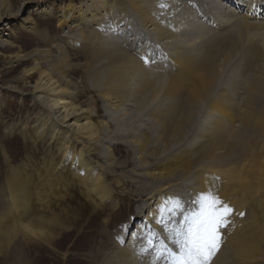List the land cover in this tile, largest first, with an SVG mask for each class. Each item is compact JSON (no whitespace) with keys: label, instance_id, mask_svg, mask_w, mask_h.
I'll return each instance as SVG.
<instances>
[{"label":"rangeland","instance_id":"obj_1","mask_svg":"<svg viewBox=\"0 0 264 264\" xmlns=\"http://www.w3.org/2000/svg\"><path fill=\"white\" fill-rule=\"evenodd\" d=\"M228 1L0 0V7L5 9L0 20V217L6 219V225H27L21 222L23 211L14 210L7 182L19 177L22 186L26 185L24 181H30L27 193L23 189L27 203L19 208L28 210L32 218L50 220L38 235L28 233L22 226L15 238L7 237L8 243L0 244V264H131L117 260L116 252L136 244L146 247L151 230L160 239L165 238L162 226L155 229L152 221L165 201L178 198L186 209L193 207L191 202L199 192L196 172L170 179L159 203L153 196L157 182L149 177V172H157L168 161L171 172L177 174L176 167L198 155L201 136L213 129L218 120L225 127L221 144L228 138L232 140L236 129L243 132L240 124H248L245 129L253 130L248 119H244L245 123L240 120L244 116L247 81L256 75L264 79V7L260 8L262 20L245 22L251 25L243 24L244 13L237 14L235 9L234 17L225 22V3L234 7ZM131 2L141 4L149 19L140 17ZM162 3L167 6L161 8ZM95 7V15H87ZM185 20L189 23L185 24L187 28L184 25L186 29H177ZM151 21L176 28L178 37L168 39V43L161 40L150 26ZM88 32L94 35L95 44L82 39V33ZM221 37L228 38L229 43L217 48L214 55L211 66L216 76L212 92L197 102L193 119L183 130L181 127L180 135L175 127L183 119L186 95L180 93L171 101L163 88L167 76L177 73L174 53L186 50L187 54L200 57ZM176 43L182 48H176ZM102 48L119 50L125 58L116 65ZM146 56L152 57L151 63H144ZM135 61L139 66H135ZM51 63H61L63 73L52 71ZM128 64L133 68L128 69ZM137 69L142 71L138 73ZM40 71L51 72L52 79L67 88L70 104L87 112L96 125L94 138L76 139L83 146L86 160L103 175L107 197L92 195L83 177L77 174L79 171H72V149L67 154L59 138H49L50 120L31 97ZM103 92L119 96L121 104L114 108ZM223 92L229 116L233 113L234 120L225 119L216 110L212 112L209 106L210 100ZM33 123L49 129L37 132L30 127ZM217 131L220 133L221 128ZM165 135L166 147L162 143ZM138 138H145V148H138ZM236 153L231 151L223 157L234 168L239 165ZM222 164L217 162L213 177L222 170ZM207 165V160L199 162V166ZM207 187L216 191L218 184L214 179ZM179 219L178 214L176 220ZM4 225L1 221L0 226ZM151 239V249L137 252L139 261L144 264V259H152L156 264H169L163 253L157 255V236ZM165 243L174 250L170 241Z\"/></svg>","mask_w":264,"mask_h":264},{"label":"bare ground","instance_id":"obj_2","mask_svg":"<svg viewBox=\"0 0 264 264\" xmlns=\"http://www.w3.org/2000/svg\"><path fill=\"white\" fill-rule=\"evenodd\" d=\"M99 1L101 0H97V2ZM176 1H178L179 3L181 0H176ZM218 1H224V0H218ZM212 3H214V1ZM228 3L233 5L234 7L231 8L229 7V5L225 3L224 13H223L225 15L224 17H226L225 22L229 21L231 17H234L235 15L234 12L236 11L237 14L244 13L243 16L241 17L242 18L241 22H244L243 24L245 25L252 24L250 22L245 23L246 21L252 20L256 22L258 20L264 19L261 17L262 15H260L261 13L260 8L264 7V0H229ZM132 4H133L132 7L134 6L136 8V11L141 14L139 15L140 17L144 18V20L145 18H148L146 17V11L143 10L141 4L139 3H132ZM253 5H255V7H253ZM4 10H5L4 7H0V20L4 18ZM95 13H96V7L93 8L91 12L88 13L87 15L94 16ZM187 20H185L186 23L184 21H180L181 23L179 26H177V29H180L182 26L184 27V25L188 23ZM152 23L153 24L150 23V26L153 27L154 32L156 33V35L159 36V38H161V40H166L167 42V40L170 38L172 39L174 37L175 38L178 37L175 31L176 28L172 29L166 27L165 26L166 24L164 22H163L164 25L161 23L160 24L157 23V21L156 22L154 21ZM185 27L187 28V25H185ZM81 37L85 41V43L91 42L95 44V42L93 41L94 35H92L90 32L82 33ZM224 37H221L216 44L210 43L211 45H209L203 51L202 56L197 58H195V56L187 54L186 50H180L178 52L174 51L175 53L173 57V62L175 64L177 73L170 74L169 76H167L168 80L166 82L165 87L163 88L165 89L164 90L165 97H167L171 101L172 99L177 98L180 95V93H185L184 95H186V100L183 105L184 114L181 111L183 119L181 118L182 119L181 120L179 118L181 120L180 124L182 125L179 128L180 124L177 123L178 128L175 127L177 129V132L176 131L175 132L178 134H180L179 132L181 131V127L183 130L184 125L188 126L187 124H189L193 119L194 108L196 107L197 102L203 100L204 96L212 92V88L215 84L216 75L214 76L213 66H211V64L213 63L214 60L213 58L215 53L217 52V48L226 45V43H229L228 38H224ZM175 47L181 49L182 45L176 43ZM99 48H101V46ZM103 49L104 48H102V51H104L106 57L112 63L114 62L116 64L118 63L117 62L118 60L125 58L124 57L125 55L121 54L120 52L118 53L119 50L115 52V50L112 49L111 50L108 49L103 50ZM107 62L109 63V61ZM262 63L264 62H261V65ZM60 64H55V63L52 64L51 67L52 71L53 70L58 71L59 74L63 73ZM129 66L128 69L133 68L132 67L133 65H131V67ZM135 66H139L138 63L136 65V61H135ZM117 67H115V69ZM137 71H139L138 73H140V71L142 70L137 69ZM27 73L29 72L27 71L26 74ZM138 73H137V78L139 75ZM134 74L135 73L133 72V75ZM51 76H52L51 72L40 71L39 79L35 84V86L33 87L34 93L31 95L32 101L35 104H38L42 108V111L46 115L45 117L50 120V122L48 123L51 124L48 126L50 129L48 127H45V125L38 126L35 123H33V125H31L30 127L36 129L37 132H44L45 130L47 131L49 129L48 132H50L49 134L50 139L54 137L59 138V140H61V142L63 143V149L64 151L66 150V152L67 150L70 151L72 149V151H70L71 153L67 152V154L69 153L70 155L69 158L73 160L74 162L73 164L75 165V168H73L74 170L72 171H79L77 172V174L83 177L84 185L87 186L89 190H91V192H93L92 195H98L105 198L107 197L108 194H107L106 184L103 183V175L100 173V170L97 169L98 168L97 166L96 167L93 166L89 161L86 160L85 157L86 155L84 156L83 146H81V144L76 139L77 137L89 141L92 138H94L97 134L96 125L91 123L92 121H90V119L88 118L89 114L87 112H85L84 114L83 110L77 109L76 106L74 107L70 104L68 97L66 95L68 91L67 88L61 87L56 80L52 79ZM141 80H142L141 83L144 85V81H143L144 79L141 78ZM245 88H246L244 93L245 96L243 100L244 116L240 121H242V123H245L244 119L245 118L248 119L249 122L253 124L252 125L253 130L245 129L248 124H240L241 128L243 129V132L239 133V131L236 129L235 131H233V135L231 136L232 140L228 138L226 142H224V144H221V142L224 139L221 136L224 133L223 130H225V127H222V125H224L221 124L222 120L220 122L218 120V122L215 123V127L217 129L221 128L222 133L220 131L221 133L220 134L217 131V129L215 131V127L210 131L206 130V133L201 136L203 137L201 138L203 140L198 148L199 150L198 151L199 153H197L198 155L192 158L193 161L189 160L188 162L180 165L179 167H176L175 171L178 172L177 174H173L171 172L173 168H170L169 165L170 162L168 161L162 164L160 167L163 168L157 169V172H149L150 175L149 177L152 178L153 181L157 182L153 190L154 191L153 196L155 198L154 200L155 202L160 201V197H162L163 194H166L165 191L168 189V185L171 183V181L169 180L173 179L177 175H188V173L191 174L192 172L193 173L196 172L195 173L197 176L196 186L197 189L199 190V192L197 190L198 193L209 190V187L207 186L212 185V181L214 179L216 180L218 187L214 192H216L222 200L229 203L233 207L234 214L231 217L230 226L222 230L224 237L223 244L218 254L214 257L212 264H264V79L262 78V76L259 77L256 75V77H253L247 81ZM225 94L226 93L223 92L216 99L210 100L209 106L212 112L216 110V112L217 111L219 112V115L223 114V117H225V119L231 121L234 120L235 116H233V113L231 114V112L229 116V112H228L229 106L226 105L224 102L227 99ZM112 95H108V93L103 94V96L106 99H109L110 105L116 108L117 106H119V104H121L120 102L121 100L120 98H118L119 96L115 97L116 96L115 95L114 97H112ZM164 119L166 120V118H163V120ZM167 119L169 121V117ZM165 122L167 123V121ZM165 122H162L164 126L166 124ZM171 123L172 121L170 122V124ZM174 125L171 128H174ZM167 132L168 131H166L165 134ZM182 134L184 135V133ZM163 137L164 138H162V143L163 145L165 144L166 147V143L168 141L167 136L165 135ZM168 137L170 144L171 142L170 136ZM144 139L145 138L137 139L135 143L137 145L140 144L138 148L144 147V145L147 142L144 141ZM219 141L221 142L219 143ZM231 151L237 152L236 161L237 163H239V165H237V167L235 168L231 166L232 163L225 161L223 158L228 152L230 153ZM201 160L202 161L207 160L208 165L204 167L199 166V162L200 164L202 162ZM221 161L223 162L222 170L220 168L219 170L221 171L217 172L216 177H213L214 175L212 176V174L214 173L215 170L214 167L216 168L217 162H221ZM242 169H244V171H241ZM261 177L262 179L260 180ZM7 182L9 184L10 196L12 200L11 202L14 201L15 203V204L12 203L15 205V208L14 207L13 208L14 210L21 209L20 211H23L21 222H26L27 225H24V223H22L23 225L16 223H14L13 225H6V219L0 217V223L2 221V223L5 224L4 226H0L1 245L5 244L8 238L10 237L15 238L18 232H20V230L22 229V226L23 228H26L28 233L33 235H38V233H40L44 227H48V224H50L48 223L50 220H45L46 218L38 219V216H33L32 218L31 214L28 213V210L25 212L24 209H22L21 207L19 208V206H22L23 204L27 203L26 195H23V189H26V193H27V189L30 184L29 180L24 181V183L26 182V185H24L25 187L22 186L23 183L19 177L15 178L14 180L11 177ZM92 195L90 197H93ZM241 212L245 213V215L242 217L239 215V213ZM155 218H157V214L153 216V220H152L154 224L153 227L157 229L160 228V225H158L155 222ZM29 224H31V226ZM57 225H59V223H57ZM29 236L30 235L28 234L26 237ZM45 237L47 238V236ZM141 249H144V251H141ZM149 249L151 248L148 245H146V247L145 246L141 247L140 244L138 245L136 244V246L133 245L132 247L129 246L124 250L120 248V250L117 251L116 249L117 251L116 258L117 260L125 261V263L130 262L131 264H136V263L143 264L141 263L142 261L141 262L139 261L137 252L144 253ZM144 264H156V262L153 261L152 259L151 261L144 259Z\"/></svg>","mask_w":264,"mask_h":264},{"label":"snow or ice","instance_id":"obj_3","mask_svg":"<svg viewBox=\"0 0 264 264\" xmlns=\"http://www.w3.org/2000/svg\"><path fill=\"white\" fill-rule=\"evenodd\" d=\"M166 6L160 4L161 8ZM143 59L145 64L152 62V57ZM191 203L193 207L186 209L178 198L165 201L155 218V222L162 226L165 238L160 239L154 230L148 236L150 248L153 247L151 237L157 236V255L163 253L169 264H212L223 244L222 230L231 224L233 207L211 189L195 194ZM178 214L181 219L176 220ZM239 215L242 217L245 213ZM165 240L171 242L174 250L168 247Z\"/></svg>","mask_w":264,"mask_h":264}]
</instances>
